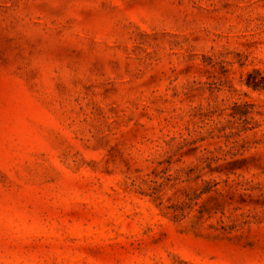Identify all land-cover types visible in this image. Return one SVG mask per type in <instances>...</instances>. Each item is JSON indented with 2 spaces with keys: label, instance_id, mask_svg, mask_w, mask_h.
Masks as SVG:
<instances>
[{
  "label": "rangeland",
  "instance_id": "1",
  "mask_svg": "<svg viewBox=\"0 0 264 264\" xmlns=\"http://www.w3.org/2000/svg\"><path fill=\"white\" fill-rule=\"evenodd\" d=\"M0 264H264V0H0Z\"/></svg>",
  "mask_w": 264,
  "mask_h": 264
}]
</instances>
